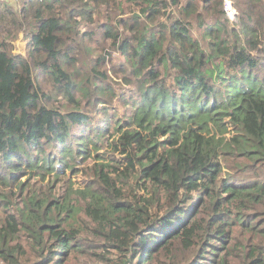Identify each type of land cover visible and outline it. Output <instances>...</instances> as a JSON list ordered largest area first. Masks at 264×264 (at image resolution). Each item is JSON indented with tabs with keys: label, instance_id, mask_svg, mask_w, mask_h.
Instances as JSON below:
<instances>
[{
	"label": "trees",
	"instance_id": "1",
	"mask_svg": "<svg viewBox=\"0 0 264 264\" xmlns=\"http://www.w3.org/2000/svg\"><path fill=\"white\" fill-rule=\"evenodd\" d=\"M126 1L0 0V176L22 163L60 181L94 138L119 153L71 184L87 229L70 199L27 190L0 222V264H66L102 242L116 264H264V0H233L238 24L226 0ZM20 32L27 54L10 51ZM88 107L102 120L85 135Z\"/></svg>",
	"mask_w": 264,
	"mask_h": 264
},
{
	"label": "rangeland",
	"instance_id": "2",
	"mask_svg": "<svg viewBox=\"0 0 264 264\" xmlns=\"http://www.w3.org/2000/svg\"><path fill=\"white\" fill-rule=\"evenodd\" d=\"M227 1V0H226ZM232 10L231 12L228 10L227 13L230 16L232 23L238 24V19L240 18V10L234 4L233 0H228ZM126 12L124 14L131 12L133 7L126 0ZM234 8V9H233ZM28 49V38L23 34L19 33L18 36L11 42V50L13 53H21L27 54ZM123 56L121 54H115L114 62L118 63L122 61ZM41 82L42 88L47 92V95L51 96V99L47 102L50 106L58 107L62 110H66L67 102L64 98L63 94H58L55 92L51 86V83L46 80L42 76H36ZM121 80L127 84L124 77ZM130 86H124L123 89H120L121 92H130ZM133 101L127 103V105H121L120 101H116V107L114 110L117 112V115L120 116L123 113L125 115H132L133 113ZM87 110L94 116V120L92 121V125L83 129V133L86 135L88 133L95 134L96 133V125L99 121L102 120V114L98 112H94L91 107H88ZM109 112H113V110H109ZM113 120H116L115 118ZM231 129V127L229 128ZM76 130V129H75ZM77 131V130H76ZM111 132V128L109 129V133ZM228 134V133H227ZM91 157L86 160H78L75 162V170L72 171L70 169H60L61 172V180L54 182L55 176H45L38 173V178L32 176L29 179L26 174V167L24 164L20 163L16 167H11L14 176L13 178L6 177L7 172L0 176V222L2 221L4 216H7L9 213H12L17 209V202L19 206V202L21 201L22 196L26 193L27 190H31L32 187L39 186L42 188L41 192H52L57 195L59 193L62 200L70 199L72 204L76 206L78 209V213L75 215V220L73 221L77 226L87 229L89 226H92L90 223V219L85 214L82 209V202L80 201V197L74 192V189L71 187V184L74 187H78L79 185H83L87 180H91L93 178L92 167L96 162H109L115 158L119 157V153L111 149V145L104 142V140H99L97 142V138H94L93 141L89 143ZM26 179V184L24 186V191H20L21 180ZM71 187V188H70ZM20 233L15 237L13 243L21 241L28 246V239L24 235ZM86 236L92 239L97 240L101 243L100 240L96 239L91 233L86 232ZM103 242L100 244V247L95 248L96 250L94 254H91L87 250L85 251H77L74 250L71 253L70 260L66 262V264H116L115 261L117 259V254L114 251L115 249H110L103 246ZM101 246H103L101 248ZM38 258L35 254L29 253L23 259V264H32Z\"/></svg>",
	"mask_w": 264,
	"mask_h": 264
},
{
	"label": "bare ground",
	"instance_id": "3",
	"mask_svg": "<svg viewBox=\"0 0 264 264\" xmlns=\"http://www.w3.org/2000/svg\"><path fill=\"white\" fill-rule=\"evenodd\" d=\"M228 3H229V2H228ZM227 9L231 12L232 8H231L230 4H228Z\"/></svg>",
	"mask_w": 264,
	"mask_h": 264
},
{
	"label": "built area",
	"instance_id": "4",
	"mask_svg": "<svg viewBox=\"0 0 264 264\" xmlns=\"http://www.w3.org/2000/svg\"><path fill=\"white\" fill-rule=\"evenodd\" d=\"M228 4H229V3L226 1V8L228 7ZM227 10H228V9H227Z\"/></svg>",
	"mask_w": 264,
	"mask_h": 264
},
{
	"label": "clouds",
	"instance_id": "5",
	"mask_svg": "<svg viewBox=\"0 0 264 264\" xmlns=\"http://www.w3.org/2000/svg\"><path fill=\"white\" fill-rule=\"evenodd\" d=\"M227 9V8H226ZM228 11V10H227Z\"/></svg>",
	"mask_w": 264,
	"mask_h": 264
},
{
	"label": "water",
	"instance_id": "6",
	"mask_svg": "<svg viewBox=\"0 0 264 264\" xmlns=\"http://www.w3.org/2000/svg\"><path fill=\"white\" fill-rule=\"evenodd\" d=\"M228 1V0H227Z\"/></svg>",
	"mask_w": 264,
	"mask_h": 264
}]
</instances>
